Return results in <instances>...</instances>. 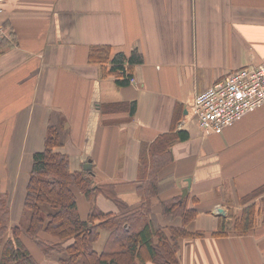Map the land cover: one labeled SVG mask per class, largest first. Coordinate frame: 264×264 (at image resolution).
Here are the masks:
<instances>
[{
    "label": "crops",
    "instance_id": "obj_1",
    "mask_svg": "<svg viewBox=\"0 0 264 264\" xmlns=\"http://www.w3.org/2000/svg\"><path fill=\"white\" fill-rule=\"evenodd\" d=\"M0 8L8 30L0 44V194L10 228L21 221L32 156L53 126L61 142L54 151L68 156L71 172L89 161L93 184L114 186L122 206L98 194L104 214L139 205L150 164L169 156L152 214L180 225L159 205L180 196L195 211L187 230L203 234L178 239V264H264V191L244 200L264 186V108L214 134L193 113L197 94L264 63V0H0ZM95 46L109 47V56L136 50L143 61L129 72L133 82L120 86L109 62H89ZM73 193L86 220L89 203ZM108 235L99 231L96 252ZM20 239L36 264L64 257L45 255L23 232Z\"/></svg>",
    "mask_w": 264,
    "mask_h": 264
},
{
    "label": "trees",
    "instance_id": "obj_2",
    "mask_svg": "<svg viewBox=\"0 0 264 264\" xmlns=\"http://www.w3.org/2000/svg\"><path fill=\"white\" fill-rule=\"evenodd\" d=\"M110 51L107 46L92 47L88 61L98 64L101 69L109 62L110 74L117 71L122 74V79L116 83L120 86L128 84L131 68L143 61L141 55L133 50L129 55L116 53L109 56ZM60 145L58 130L49 126L43 150L32 156L18 225L9 227L6 195L0 194V264H36L20 239L22 232L45 255L63 253L59 264H178V239L203 236L187 230L195 211L187 210L185 198L176 196L159 201L161 214L179 217L180 225L156 223L152 214L151 199L163 181H157L158 168H163L170 160L167 154L158 164L155 161L150 164L148 179L138 188L139 205L113 215L100 212L95 201L96 196L102 194L117 206H122L114 193V186H95L92 173L71 172L68 156L54 151ZM73 189L89 203L86 220L79 217ZM262 191L264 186L244 200H251ZM101 229L107 230L109 235L103 250L98 253L93 245ZM8 232L10 237L3 241Z\"/></svg>",
    "mask_w": 264,
    "mask_h": 264
},
{
    "label": "built area",
    "instance_id": "obj_3",
    "mask_svg": "<svg viewBox=\"0 0 264 264\" xmlns=\"http://www.w3.org/2000/svg\"><path fill=\"white\" fill-rule=\"evenodd\" d=\"M3 12L0 8V14ZM0 24V43L7 36ZM130 81H133L132 79ZM264 107V63L235 70L193 100L194 119L205 134L232 126L246 113Z\"/></svg>",
    "mask_w": 264,
    "mask_h": 264
},
{
    "label": "water",
    "instance_id": "obj_4",
    "mask_svg": "<svg viewBox=\"0 0 264 264\" xmlns=\"http://www.w3.org/2000/svg\"><path fill=\"white\" fill-rule=\"evenodd\" d=\"M90 168H91V164H90L89 161H88V163H86V164L83 165V171H84V172L89 171ZM187 181H188V183H189V180H187ZM186 193H187V191H186L185 189H183V190H182V197L185 196Z\"/></svg>",
    "mask_w": 264,
    "mask_h": 264
},
{
    "label": "rangeland",
    "instance_id": "obj_5",
    "mask_svg": "<svg viewBox=\"0 0 264 264\" xmlns=\"http://www.w3.org/2000/svg\"><path fill=\"white\" fill-rule=\"evenodd\" d=\"M175 218H177V217H175ZM157 223V222H156ZM107 240V239H106ZM106 242V241H105ZM105 245V244H104Z\"/></svg>",
    "mask_w": 264,
    "mask_h": 264
}]
</instances>
